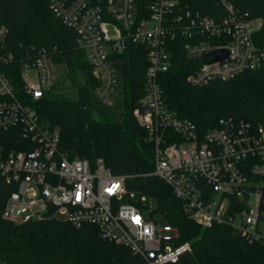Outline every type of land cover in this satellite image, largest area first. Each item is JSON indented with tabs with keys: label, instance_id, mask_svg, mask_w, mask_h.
Listing matches in <instances>:
<instances>
[{
	"label": "built area",
	"instance_id": "2783aa9c",
	"mask_svg": "<svg viewBox=\"0 0 264 264\" xmlns=\"http://www.w3.org/2000/svg\"><path fill=\"white\" fill-rule=\"evenodd\" d=\"M223 13H202L180 0H49L51 10L71 27L99 81L96 95L112 102L120 82L118 54L130 43L147 46L145 90L134 108L154 144V169L173 187L185 208L204 227L231 226L249 241L264 243V126L225 118L201 132L165 103L160 74L171 67V40L182 39L191 59L192 85L226 80L264 65L261 27L230 0ZM9 28L0 24V174L10 187L3 216L21 222L58 215L76 226L92 223L101 235L130 248L147 264L176 262L190 242L177 243L178 228L146 215L141 202L118 204L129 193L126 176L112 172L103 157H70L59 146L60 132L41 124L35 100L61 79L56 51L29 45L16 51ZM224 58L214 60L217 55ZM19 64L22 85L11 79Z\"/></svg>",
	"mask_w": 264,
	"mask_h": 264
},
{
	"label": "trees",
	"instance_id": "16d2710c",
	"mask_svg": "<svg viewBox=\"0 0 264 264\" xmlns=\"http://www.w3.org/2000/svg\"><path fill=\"white\" fill-rule=\"evenodd\" d=\"M230 1L248 18L262 20L254 37L264 45V0ZM150 2L137 0L142 10ZM180 2L202 13H223L218 0ZM0 24L8 26V42L16 51L32 44L52 52L57 49L56 60L65 64L76 91L68 94L61 78L35 100L41 124L59 130V146L70 157L91 161L103 157L112 172L126 176L130 191L159 199V211L178 228L177 243L190 242L192 247L178 261L167 264H264V243L249 241L228 225L202 226L173 187L150 174L154 144L134 115L144 94L149 65L144 43H130L118 54L117 95L112 102H104L96 95L99 81L76 33L51 10L49 0H0ZM169 43L171 67L160 74V81L165 103L178 117L193 121L201 132L225 118L264 126V65L226 80L192 85L187 76L202 59L187 57L182 39ZM15 65L11 79L20 88L19 64ZM12 188L0 174V264H147L127 246L104 238L92 223L76 226L49 214L21 222L5 218L3 208Z\"/></svg>",
	"mask_w": 264,
	"mask_h": 264
},
{
	"label": "rangeland",
	"instance_id": "374dc122",
	"mask_svg": "<svg viewBox=\"0 0 264 264\" xmlns=\"http://www.w3.org/2000/svg\"><path fill=\"white\" fill-rule=\"evenodd\" d=\"M257 23L256 25L258 26L261 23V19L256 17L255 18ZM57 66L60 70H62L61 78L65 79V85H67L66 92L68 94H75V89L71 85L72 81L69 77H67L66 73L67 68L63 62H61ZM79 79L82 80V77L79 76ZM83 81V80H82ZM117 94L114 95L116 97ZM130 194H133L132 197H130L129 193H123L121 195H118L117 198V203L118 204H125L130 201H135V202H141V205L143 206L144 213L146 215H153L161 224H165L167 221L164 218L163 214L159 211V199L156 196L153 195H146V194H141L138 191H130ZM61 217V216H60ZM63 218V217H61Z\"/></svg>",
	"mask_w": 264,
	"mask_h": 264
},
{
	"label": "water",
	"instance_id": "95a60500",
	"mask_svg": "<svg viewBox=\"0 0 264 264\" xmlns=\"http://www.w3.org/2000/svg\"><path fill=\"white\" fill-rule=\"evenodd\" d=\"M225 56H227V53L223 55H217L214 60H217L219 58H224Z\"/></svg>",
	"mask_w": 264,
	"mask_h": 264
}]
</instances>
